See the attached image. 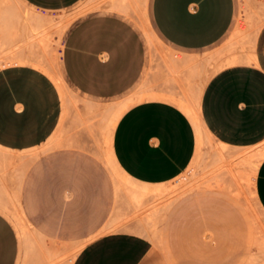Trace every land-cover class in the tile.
<instances>
[{"label":"crops","instance_id":"1","mask_svg":"<svg viewBox=\"0 0 264 264\" xmlns=\"http://www.w3.org/2000/svg\"><path fill=\"white\" fill-rule=\"evenodd\" d=\"M13 1L0 10V47L42 23L50 39L22 52L59 47L68 100L81 108L87 100L123 105L112 140L123 176L106 171L98 118L81 124L73 106L65 115L47 72L30 63L1 67L0 208L10 211L19 197L34 230L21 237L0 209V264H264V225L226 195L238 187L229 169L250 153L238 157L239 149L264 147V0H88L96 9L52 39L51 30L85 0H23L31 13L43 12L23 16ZM195 101L213 141L204 137ZM59 131L64 139L51 141ZM84 131L97 139L81 138ZM221 164L228 185L210 176L211 165ZM190 173L193 183L219 180L223 188L176 193ZM254 185L264 213V158ZM136 188L147 189V201L130 199ZM188 193L196 194L166 222L165 254L143 232L169 200Z\"/></svg>","mask_w":264,"mask_h":264},{"label":"rangeland","instance_id":"2","mask_svg":"<svg viewBox=\"0 0 264 264\" xmlns=\"http://www.w3.org/2000/svg\"><path fill=\"white\" fill-rule=\"evenodd\" d=\"M16 1L18 4V11H19V14L21 16H23L25 14L36 15L39 12H41V11H38L36 13H31V11L25 6V2L23 0H16ZM96 7H97L96 5L88 6V0H85L81 3H79L78 5H76L73 8V10L71 12H69L70 13V15H69L70 19L67 21V23L65 22L62 25H60V27H57V28H54L51 30V39H52L54 32H58L60 34L64 33L73 19H76L77 17L81 16L82 14L84 15L86 13H89V12L95 10ZM6 9H7L6 5H4V4L0 5L1 11H5ZM247 11H249V10H247L246 6H245L243 9V13H242L244 18H247V16H248ZM41 13H43V12H41ZM145 25L147 26V29L150 32H152L149 29L148 20H147V22L144 23V26ZM154 39L155 40H154L153 44L158 43L157 38L154 37ZM50 46H51V42L48 44V47H46V49L41 48L38 45H34L33 47H27V49H28L27 54H26V52H25V54L22 52V53L17 54V55L13 54V53L10 55H7L2 60V62L0 64V68L6 64H9V63H30L32 65H35L36 67L47 72L52 77V79H54L56 84L58 85V87H59V89H60V91H61V93L65 99V115L69 113L70 107L73 106L77 111L76 121H78L81 124H94L93 118H98L97 127L100 130L102 139L106 145V148L104 149V152L102 153L101 157L105 163V168H106V171L108 172V174L111 175L113 178L118 179V177L123 176V172H121V169L118 166H117V168H118L117 169L112 163V158H113L112 140H113L114 128L116 127L118 120L120 119V117L124 113L123 105L118 103V102L102 104V103H99L95 100H87V101H85L84 106L81 108L78 104V100L69 101L68 95H67L69 88H68V85L62 79L61 70L59 67V55H58V48L59 47H50ZM66 87H67V89H66ZM193 103L197 106V108H195V107L193 108V111L198 116L199 123L201 125L204 137L206 138V132L208 130L205 128V126L203 124V121H202V118L200 115V110L198 108L196 101ZM109 108H114V109L110 110ZM119 109L121 112L119 111ZM117 117H118V120L116 122H114V124L112 125L111 121ZM81 138H84V139H95L96 138L97 139V133H95V132L90 133V132L84 131V133H82ZM62 139H64V135H63V133H61V131L57 132L56 134H54L50 138L51 141H53V140L59 141ZM216 141L218 143H220V145L226 146V152H227V150L229 149V145L224 144V143L218 141L217 139H216ZM255 146L256 145L246 146V147H241L239 149L238 153L236 154L237 156L240 153V151H243L245 149L250 148V153H248L247 156H244L243 158L237 159V160L242 159V161L245 160L244 163H242L241 165H239L238 162L233 163V166L239 165V167H241L242 171H240V172L243 173V177H242L243 188L239 187L240 188L239 189L236 185H232L231 189H233L234 193H232L231 195L229 193L226 194L229 197H231L234 201H236L242 208L244 207L245 209H246V207L243 203L242 198H245V197L252 198L254 196V194H253L254 187H252L253 183H252V180L250 179V177H248V176H250L253 169L256 168V165H258L257 158L259 155H261V154H259V155L257 154V151L255 150L256 149ZM204 150H206V148H204ZM231 159H234V158H231ZM222 160L225 161V163H228L226 154ZM207 161H208V163L212 162V158H210V157L207 158ZM223 165L224 164H221L218 169L213 168L211 165V169H210L211 175L210 176L211 177L216 176L217 178H219L220 180H223L228 185V183L226 182L224 177L227 176L230 178V176L227 174V172L225 170L226 166L223 167ZM191 176H192V173L185 175L180 180H178L180 190H182L183 188L185 189L186 186H188L190 184V182L192 180ZM127 181H131L129 177H128ZM230 183H231V179H230ZM253 186H254V184H253ZM129 192H130V199L134 198L135 200H139V201H143V202L147 201V194L149 192H147L146 188H136L135 190L129 191ZM190 194H196V193H188V194L180 196L177 200H175L171 204L172 206L170 207L169 210L167 208L166 210H164V214H162L161 217L158 216L155 219L156 223L152 228L148 229L147 232H143V233H147V235L149 237H151L157 245H160L165 254H166V248H165L164 232H165V228H166L165 225H167L166 222H167V220H169L168 218H170L173 209H175V207L178 205V203ZM238 194H239V196H238ZM15 198H16V202H15V204L11 205L10 211H7V210L2 209V208H0V209H2L8 215V217L12 220V222L14 223L15 227L17 228V230L19 232V235L22 237L23 231L26 233H30L34 229H33L31 222L27 219V217L24 213V210L22 208L19 197L15 196ZM30 202H29V204H30ZM165 204H167V201H165ZM256 215H257V218L259 220V225H260V227H262V225H264V213H262L260 211L258 212V210H257ZM252 222H253V220H252ZM155 226H156V228H155ZM82 246H83L82 244H79V245H76L75 247H73V255H72L73 258L75 257V255L77 254V252L80 250V248Z\"/></svg>","mask_w":264,"mask_h":264},{"label":"bare ground","instance_id":"3","mask_svg":"<svg viewBox=\"0 0 264 264\" xmlns=\"http://www.w3.org/2000/svg\"><path fill=\"white\" fill-rule=\"evenodd\" d=\"M3 5V4H5V5H7L8 7H10V6H12V7H15V3H14V1L13 0H0V5ZM29 20V19H28ZM31 20V19H30ZM26 23L27 24H30V22H28V21H26ZM39 23V22H38ZM51 24V23H50ZM26 25V24H25ZM27 27H29L28 25H26ZM32 26V25H31ZM30 26V27H31ZM45 25H43L42 23H40L39 24V26L36 28L35 27V29H33V31H30V30H28V31H30V33L28 32V31H25V34H23L22 35V37H21V39H19V40H15V37H9V38H7L6 39V42H7V47H0V57H2V56H7V55H10V54H20L22 51H23V47H24V45H26V44H28V43H32V42H40V44L42 43V45H43V43H44V40L45 41H47L46 40V36L44 35V33H46L47 32V26H45ZM48 26H51V25H48ZM26 27V28H27ZM147 27V26H146ZM26 28H24V29H26ZM49 29L51 28V27H48ZM31 29V28H30ZM27 32V33H26ZM152 34V33H151ZM44 35V36H43ZM48 38H49V36H47ZM47 38V39H48ZM151 38H152V44L154 43V37H153V35L151 36ZM50 39V38H49ZM48 44H49V42H48ZM47 45V44H46ZM44 46V45H43ZM47 47V46H46ZM46 47H41V48H44V49H46ZM27 49V48H26ZM53 52V51H52ZM24 54H25V51H24ZM59 77V76H58ZM61 80V79H60ZM62 82V81H61ZM66 89H67V87H66ZM111 109H113V108H111ZM102 120V119H101ZM117 121V118H114L112 121H111V124L113 125L114 124V122H116ZM110 124V125H111ZM107 127V126H106ZM207 133V136H208V138H209V140L210 141H213V137H212V135L210 134V132L209 131H207L206 132ZM207 142V141H206ZM213 143V142H212ZM264 147H262L261 149H258L257 150V154L259 155V154H261V155H259L258 156V158H257V161H258V165H256V168H254L253 169V171L251 172V174H250V176H248V177H250V179L252 180V183L254 184V181H255V177H256V172H257V169H258V167H259V165H260V163H261V161H262V159L264 158V149H263ZM263 152V153H262ZM244 154H246V151L245 152H242L241 151V153L240 154H238V157H242ZM112 158V157H111ZM112 163H113V165L117 168V164H116V162H115V160L112 158ZM229 165V164H228ZM233 166V165H232ZM231 166V167H232ZM230 167V168H231ZM118 169V168H117ZM228 169V168H227ZM229 171H230V175L234 178V181L237 183V185H238V188L239 187H242L243 188V182H242V179L240 180L239 178H240V176H242V174H240V170L237 168V167H232L231 169H229ZM212 179V178H211ZM231 179V178H230ZM217 183H219V180L217 181V180H212V181H204V182H201L200 184H198L196 181L193 183L192 182V180H191V182H190V184L188 185V186H186V188L184 189H182V190H180V186H179V183L176 185V189H175V192L176 193H178V194H182L181 193V191H183L184 193H187L188 191H192V190H194V189H199V188H202V187H204V188H207V187H214V186H216L217 185V187L218 188H223V185L221 186V184H217ZM221 183H223V182H221ZM233 184H234V182H233ZM253 184H252V187H254V192H253V194H254V196L252 197V198H248V197H245V198H242L243 199V203L245 204V206L247 207V209L249 210V212L252 214V216H253V218L255 219V221L257 222V223H259V220H258V218H257V215H256V211L258 210V212L260 211V212H262L263 213V210L261 209V207L259 206V204L257 203V200H256V197H255V185L253 186ZM251 186V185H250ZM240 189V188H239ZM223 190V189H222ZM253 190V189H252ZM167 191V190H166ZM169 191V190H168ZM224 191V190H223ZM239 192V191H238ZM232 193H234V192H232ZM169 194V193H168ZM244 194V193H243ZM237 195V194H236ZM238 196H239V194H238ZM165 197H167V196H165ZM242 197V196H241ZM173 201H175V199L174 198H172V200H169L168 201V204L166 205V209L167 208H170V206H171V203L173 202ZM144 205H145V203H144ZM159 205V204H158ZM139 208L141 207L142 208V204H141V206H138ZM145 207V206H144ZM165 207V206H164ZM134 211H136V210H134ZM139 211H141L140 209H139ZM147 213V212H146ZM19 218V217H18ZM147 221V220H146ZM145 221V222H146ZM148 221H149V219H148ZM147 221V222H148ZM155 228H156V226H155Z\"/></svg>","mask_w":264,"mask_h":264}]
</instances>
